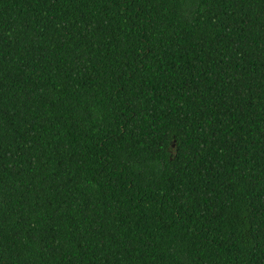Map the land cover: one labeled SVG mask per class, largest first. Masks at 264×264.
Returning <instances> with one entry per match:
<instances>
[{"label":"trees","instance_id":"16d2710c","mask_svg":"<svg viewBox=\"0 0 264 264\" xmlns=\"http://www.w3.org/2000/svg\"><path fill=\"white\" fill-rule=\"evenodd\" d=\"M0 264H264V0H0Z\"/></svg>","mask_w":264,"mask_h":264}]
</instances>
